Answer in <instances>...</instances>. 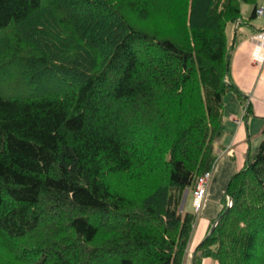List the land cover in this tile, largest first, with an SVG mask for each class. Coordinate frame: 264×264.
I'll return each instance as SVG.
<instances>
[{
  "label": "trees",
  "instance_id": "1",
  "mask_svg": "<svg viewBox=\"0 0 264 264\" xmlns=\"http://www.w3.org/2000/svg\"><path fill=\"white\" fill-rule=\"evenodd\" d=\"M242 3L0 0V264H184ZM222 205L192 264H264V141Z\"/></svg>",
  "mask_w": 264,
  "mask_h": 264
},
{
  "label": "crops",
  "instance_id": "2",
  "mask_svg": "<svg viewBox=\"0 0 264 264\" xmlns=\"http://www.w3.org/2000/svg\"><path fill=\"white\" fill-rule=\"evenodd\" d=\"M252 10L253 7L250 14L243 15L242 22L228 27L231 31V42L236 33L239 35V41L232 52L229 80L245 96L246 101L243 104L237 96L229 97L228 101H225L227 131L217 144L219 159L193 231L190 254L203 242L211 222L221 212L222 199L229 180L245 166L248 151L255 150L258 147L256 144L264 139V63L259 64L255 60L259 44L255 37L260 29L264 30V15L249 21ZM246 105L252 109L249 116L245 111ZM262 132L263 135H260ZM192 196L194 198L193 194ZM187 261V264H192V257L189 256ZM202 264L218 263L206 258Z\"/></svg>",
  "mask_w": 264,
  "mask_h": 264
},
{
  "label": "built area",
  "instance_id": "3",
  "mask_svg": "<svg viewBox=\"0 0 264 264\" xmlns=\"http://www.w3.org/2000/svg\"><path fill=\"white\" fill-rule=\"evenodd\" d=\"M257 15L258 16H263L264 15V9H258L257 11ZM255 40L257 42H259L258 44V50L257 53L255 55V60L257 61V63L259 64H263L264 63V32H261L259 34L256 35ZM246 109L245 111L247 110ZM214 171V170H213ZM213 171H210L208 173H206L203 177H201L196 185V188L194 190V203H195V207L197 208V210H200L201 207L204 205L205 199L207 197L208 191H209V187H210V183L213 177Z\"/></svg>",
  "mask_w": 264,
  "mask_h": 264
},
{
  "label": "rangeland",
  "instance_id": "4",
  "mask_svg": "<svg viewBox=\"0 0 264 264\" xmlns=\"http://www.w3.org/2000/svg\"><path fill=\"white\" fill-rule=\"evenodd\" d=\"M263 1L264 0H258V6H259V8H261V9H264V5H263ZM252 4H246V3H242V13H243V15L245 16V14H250V10L252 9ZM231 31L230 30H228V38H229V41H231V33H230ZM232 96H236L235 94H234V92H229V93H227L226 94V96H225V101L227 102L228 101V99H229V97H232ZM261 132V131H260ZM260 135H263V132H262V134H260ZM264 141V139H261L260 140V142L258 143V144H256L257 146H259L262 142ZM186 194H187V204H186V206H187V210L188 211H190V212H193V213H195V214H197V219H198V215L200 214V212L202 211V208H203V206L201 207V209L200 210H197V208L195 207V203H194V198H193V196H192V194L194 195V191L192 192H186ZM196 224H197V222L195 223V226H196ZM195 228V227H194ZM210 229H211V227H210ZM210 229H209V231H210ZM208 231V232H209ZM211 232H212V230H211ZM190 246H189V248H188V251H187V255H186V258H185V262H184V264H187V260L189 259V256H191L192 257V259H193V254H190ZM196 251V250H195ZM206 259V258H205ZM211 259V258H210ZM216 262V261H215ZM218 263V262H217ZM219 264V263H218Z\"/></svg>",
  "mask_w": 264,
  "mask_h": 264
},
{
  "label": "water",
  "instance_id": "5",
  "mask_svg": "<svg viewBox=\"0 0 264 264\" xmlns=\"http://www.w3.org/2000/svg\"><path fill=\"white\" fill-rule=\"evenodd\" d=\"M186 197H187V194L185 195V199H186ZM184 208V204L182 205V209ZM214 227L212 228V231H214Z\"/></svg>",
  "mask_w": 264,
  "mask_h": 264
}]
</instances>
